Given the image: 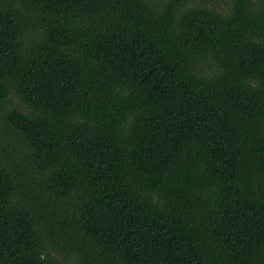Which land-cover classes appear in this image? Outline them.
<instances>
[{"label":"trees","instance_id":"1","mask_svg":"<svg viewBox=\"0 0 264 264\" xmlns=\"http://www.w3.org/2000/svg\"><path fill=\"white\" fill-rule=\"evenodd\" d=\"M0 264H264V0H0Z\"/></svg>","mask_w":264,"mask_h":264},{"label":"rangeland","instance_id":"2","mask_svg":"<svg viewBox=\"0 0 264 264\" xmlns=\"http://www.w3.org/2000/svg\"><path fill=\"white\" fill-rule=\"evenodd\" d=\"M228 0H198V3L201 5H206V6H214L218 8L219 10H223L226 8V2ZM17 103V101H15ZM24 146V145H23ZM25 149V146H24Z\"/></svg>","mask_w":264,"mask_h":264}]
</instances>
